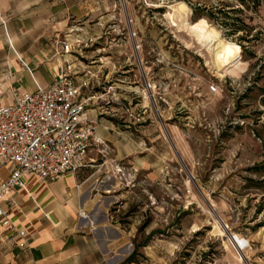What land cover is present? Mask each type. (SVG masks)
<instances>
[{
    "label": "rangeland",
    "instance_id": "374dc122",
    "mask_svg": "<svg viewBox=\"0 0 264 264\" xmlns=\"http://www.w3.org/2000/svg\"><path fill=\"white\" fill-rule=\"evenodd\" d=\"M179 1L187 14L175 11ZM89 5L102 33L77 41L80 60L132 86L128 118L141 149L115 168L122 196L109 210L127 233L123 254L135 250L128 264H264V12L247 11L259 36L250 58L187 0ZM202 19L239 48L240 74L218 66L184 25Z\"/></svg>",
    "mask_w": 264,
    "mask_h": 264
},
{
    "label": "crops",
    "instance_id": "0c3cea01",
    "mask_svg": "<svg viewBox=\"0 0 264 264\" xmlns=\"http://www.w3.org/2000/svg\"><path fill=\"white\" fill-rule=\"evenodd\" d=\"M91 11L89 0H0V94L9 101L14 91L48 87L69 67L78 85L89 83L79 99L100 138L78 174L46 181L29 174L15 192L17 204L1 203L10 210L14 229L0 221V264L133 262L128 261L131 253L123 254L127 233L109 211L111 201L122 196L115 168L136 161L132 157L141 149L128 118L132 86L109 79L101 65L80 60L77 41L102 33L100 23L90 24ZM66 44L70 53H64ZM10 171L9 165H0V185Z\"/></svg>",
    "mask_w": 264,
    "mask_h": 264
},
{
    "label": "built area",
    "instance_id": "2783aa9c",
    "mask_svg": "<svg viewBox=\"0 0 264 264\" xmlns=\"http://www.w3.org/2000/svg\"><path fill=\"white\" fill-rule=\"evenodd\" d=\"M132 29L130 34H137ZM71 51L70 44L64 45V53ZM69 70L35 92L14 91L9 101L0 94V165L11 168L9 178L0 185V221L11 229L10 210L1 203L17 204L15 192L23 186L25 176L34 174L46 181L69 172L78 174L88 165L93 143L100 142L94 122L86 114V103L79 99L82 87L89 83L78 85ZM146 87L151 88L147 82ZM210 90L217 87L211 85ZM17 233L25 234L23 230Z\"/></svg>",
    "mask_w": 264,
    "mask_h": 264
},
{
    "label": "trees",
    "instance_id": "16d2710c",
    "mask_svg": "<svg viewBox=\"0 0 264 264\" xmlns=\"http://www.w3.org/2000/svg\"><path fill=\"white\" fill-rule=\"evenodd\" d=\"M187 2L192 6L194 15L199 19L206 18L210 23L222 29L226 37L238 43L244 56L256 57L252 47L259 36L251 32L254 26L249 21H252L253 17L247 16V11L251 9L255 14L264 12V0H234L233 4L222 0L215 6H208L202 0H197L196 3L190 0ZM240 32L242 33L240 34ZM236 34L239 35L234 37ZM134 253L135 250L131 253L128 261H133Z\"/></svg>",
    "mask_w": 264,
    "mask_h": 264
},
{
    "label": "bare ground",
    "instance_id": "6f19581e",
    "mask_svg": "<svg viewBox=\"0 0 264 264\" xmlns=\"http://www.w3.org/2000/svg\"><path fill=\"white\" fill-rule=\"evenodd\" d=\"M175 5V11L183 15L187 14L189 7L185 2L179 1ZM184 25L189 32L195 34L197 42H200L212 52L215 60L214 62L218 66H222L226 71L232 74H240L239 72L245 69V63L241 60L237 52L239 48L233 45H226L224 42L216 40L214 28L207 21L203 19L194 23L185 21ZM232 240L238 244V240L236 237H233V235Z\"/></svg>",
    "mask_w": 264,
    "mask_h": 264
}]
</instances>
